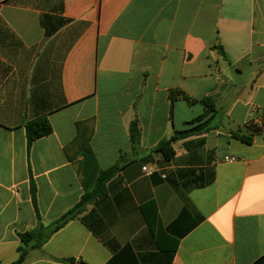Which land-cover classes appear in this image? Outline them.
Segmentation results:
<instances>
[{"label":"crops","instance_id":"1","mask_svg":"<svg viewBox=\"0 0 264 264\" xmlns=\"http://www.w3.org/2000/svg\"><path fill=\"white\" fill-rule=\"evenodd\" d=\"M117 162L25 264H264V0H0V264Z\"/></svg>","mask_w":264,"mask_h":264},{"label":"trees","instance_id":"2","mask_svg":"<svg viewBox=\"0 0 264 264\" xmlns=\"http://www.w3.org/2000/svg\"><path fill=\"white\" fill-rule=\"evenodd\" d=\"M182 97L186 100L188 98L183 95L181 92H170L168 95L169 100L172 102L176 96ZM208 99H203L202 103L206 105ZM210 112V111H209ZM206 110V113L194 121L190 122V127L188 129L182 131H174L173 134L167 138L160 141L157 146L155 147V151L159 152L164 160H169L172 158L173 152L171 149V145L178 139L188 136L193 133L200 132L203 127L208 125V122L211 117L207 118L201 125H194L202 120L204 117L207 116L209 113ZM25 136H26V144L29 148L30 144L41 137L47 136L51 133V128L49 123L46 119H37L34 121L27 122L24 125ZM129 139L131 142L132 147H135L138 143L139 139V127L136 120L130 122L128 127ZM233 138H236L244 143L250 142V137L240 136L237 134H232ZM89 152V151H88ZM119 170V163H115L112 167L104 170L98 171L97 177L95 179L94 186L91 191L85 192L79 202L65 212L61 217L57 220L52 221L49 225L44 226L42 223L37 219L36 226L28 230L24 233L18 234L19 244L17 246V258L15 261L9 264H25L26 257L28 253L32 250H37L42 247V245L48 240V238L62 228L67 222L76 218L78 214L85 208L86 204L90 203L91 201L95 200L98 197H101L105 194V183ZM30 193L32 197V202L34 203V187L31 186ZM58 261L64 264H73V260L70 258L67 259H58Z\"/></svg>","mask_w":264,"mask_h":264},{"label":"built area","instance_id":"3","mask_svg":"<svg viewBox=\"0 0 264 264\" xmlns=\"http://www.w3.org/2000/svg\"><path fill=\"white\" fill-rule=\"evenodd\" d=\"M224 160L227 161V162H233L234 158L229 157V158H225ZM143 170H145V168H143Z\"/></svg>","mask_w":264,"mask_h":264},{"label":"water","instance_id":"4","mask_svg":"<svg viewBox=\"0 0 264 264\" xmlns=\"http://www.w3.org/2000/svg\"><path fill=\"white\" fill-rule=\"evenodd\" d=\"M77 264H80V263H77Z\"/></svg>","mask_w":264,"mask_h":264}]
</instances>
